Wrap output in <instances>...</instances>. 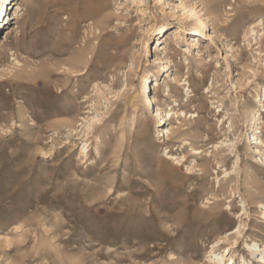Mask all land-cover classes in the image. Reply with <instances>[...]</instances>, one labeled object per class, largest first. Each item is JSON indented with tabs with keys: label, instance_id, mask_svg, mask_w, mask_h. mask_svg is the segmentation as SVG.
I'll return each instance as SVG.
<instances>
[{
	"label": "rangeland",
	"instance_id": "374dc122",
	"mask_svg": "<svg viewBox=\"0 0 264 264\" xmlns=\"http://www.w3.org/2000/svg\"><path fill=\"white\" fill-rule=\"evenodd\" d=\"M4 6L0 264H264V0Z\"/></svg>",
	"mask_w": 264,
	"mask_h": 264
},
{
	"label": "bare ground",
	"instance_id": "6f19581e",
	"mask_svg": "<svg viewBox=\"0 0 264 264\" xmlns=\"http://www.w3.org/2000/svg\"><path fill=\"white\" fill-rule=\"evenodd\" d=\"M3 6V5H2ZM0 11H1V14H0V18H1V20L3 21V19H4V17H6V15H7V7H3L2 9L0 8ZM5 15L4 17H3V15ZM155 48V47H154ZM77 52V51H76ZM77 56L78 55H75V56H73V58H72V60H73V63L74 62H77V60H78V58H77ZM79 57V56H78ZM150 100H151V98H150ZM169 114V113H168ZM163 129V133L164 134H168V133H170V129H167L166 127H164V128H162ZM182 163L181 162H178V165H181Z\"/></svg>",
	"mask_w": 264,
	"mask_h": 264
}]
</instances>
